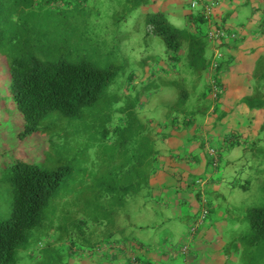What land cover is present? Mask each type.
<instances>
[{"label":"rangeland","instance_id":"374dc122","mask_svg":"<svg viewBox=\"0 0 264 264\" xmlns=\"http://www.w3.org/2000/svg\"><path fill=\"white\" fill-rule=\"evenodd\" d=\"M143 1L90 0L69 9L68 27L74 30V43L80 38L83 41L76 46L81 52H66L73 55L70 61H94L101 68L117 67L119 73L96 103L81 107L79 116L67 117L53 111L44 118L39 131L31 135L24 133V118L5 85L4 55L0 52L1 214L6 218L11 215L12 184L7 170L12 163L21 160L48 170H67L55 200L44 211L42 230L50 233L62 214L68 225L75 228L70 230L75 233L74 240L60 243L56 251H52L55 256L59 255L58 261L45 256L47 248L43 250L38 245V240L45 241V238L39 229L35 230L33 244L20 253L18 264H191L188 255L197 253L181 208H176V212L171 205L166 210L155 207L159 199L152 191L160 192L155 176L157 169L176 166L175 161L166 166V152L177 158L155 133L161 127L163 131L170 115H178L179 122L183 123L184 111L195 106L201 110L210 105L209 82L202 63L190 64L196 61L194 50L183 49L186 53L179 56V64L170 59L174 51L167 49L165 40L154 34L147 24L146 16L153 10L152 4L133 8ZM169 1L174 4L175 0ZM226 1L224 4L228 7L231 0ZM227 20L233 25L239 23L238 18L229 15ZM171 21L184 28L178 16ZM259 40L258 44L262 45L264 38ZM202 57L206 62L209 59L208 54L199 60ZM255 57L238 58L237 69L230 74L237 81L224 80L225 100L221 109L225 105L233 114L228 123L225 120L216 128L224 130L227 137L217 132L212 139L218 143L215 148L212 140L211 149L207 144L201 146L204 139L213 134L204 132L206 121H211L210 113L202 122L197 120L193 128L195 146L193 142L185 149L192 148L191 158L197 155L202 162L193 177L203 185L206 183L202 180L207 182L203 190L212 213L206 225L212 222L213 244L216 239H220V247L227 239L232 242L229 243L233 247L231 253L237 259L230 264H264V240L253 238L250 222L251 211L264 208V105L252 110L254 105L251 108L247 103L242 104L243 99L254 96L257 87L254 76L250 78ZM182 77L193 82L186 81L189 86L174 82ZM232 85L236 88L230 87ZM183 90L188 94L185 101L179 97ZM240 95L245 98L237 106L229 104L231 98ZM225 124H229L226 126L229 131L222 128ZM234 124L239 131H245L240 138L244 143L231 148L227 139L239 134H232ZM207 126L210 125H206V130ZM167 142L172 144L173 141ZM202 148L214 152L210 168L206 166L208 158ZM211 178L219 185L211 187ZM147 183L150 185L146 189ZM105 191L108 193L104 194ZM170 193L171 190L164 191L162 197ZM54 203L56 214L53 216ZM193 206L191 215L198 207L197 203ZM82 219L86 220V226L80 225ZM51 234L57 236L54 232ZM47 241L53 242L51 238ZM63 244L67 246L62 249ZM88 247H93L91 257L87 254ZM112 249L124 252L115 262L106 260Z\"/></svg>","mask_w":264,"mask_h":264},{"label":"trees","instance_id":"16d2710c","mask_svg":"<svg viewBox=\"0 0 264 264\" xmlns=\"http://www.w3.org/2000/svg\"><path fill=\"white\" fill-rule=\"evenodd\" d=\"M89 1L0 0V52L4 55V57L2 56L3 64L6 71H9L10 77L6 87H9L12 102L24 118V133L27 135L39 131L44 118L53 111H59L67 117L79 116L81 107L96 103L119 73L117 67L101 68L94 61L71 62L70 59L73 55L66 54V52H81L76 50V46H80L83 42L80 38L74 43V30L68 27L69 9L75 6L80 7ZM170 2L169 0H144L142 5H140L141 3L138 5L137 2L136 7L133 8L152 4L153 10L146 16L147 24L152 28L154 34L165 40L167 49L174 51L175 55L170 59L175 64H179V56L186 53L183 52V49L195 51L193 58L196 61H192L190 64L202 63L204 66L203 71L209 82L211 96L209 106L205 105L201 110L195 106V108L184 111L183 123L179 122L178 115H173V117L170 115L167 117L163 131L161 132L163 127L156 130L155 135L160 136L167 145L169 144L168 140H174L173 146L176 148H171L169 152L177 158L174 159L173 156L166 155L164 157L166 166L170 162H176V166L170 165L166 169L168 177L172 178L173 175L177 176V171L178 177H181L179 170H181L182 164L189 163L187 157H191L192 152L179 148L182 146L188 148L189 143H196L193 128L197 126V120L202 122L210 113L211 117L209 118L211 121L213 120L210 123L211 128L214 129L212 137H206L201 143L202 147H205V144L209 147V142L214 139L216 127L223 119L227 122L230 121L233 110L226 112L221 109V104L226 86L224 77L232 72V67L237 64V56L231 51L237 49L238 44L245 43L248 38L251 40L264 38V0H231L228 7H225L224 4L228 2L226 0L223 2L221 0H202L195 7L192 6L191 0H175L174 4H170ZM221 10H224L222 14H220ZM228 15L238 18L239 23L237 25L229 23ZM176 16L181 21L183 20V29L171 21L172 17ZM211 32H219L216 40L210 39ZM214 46L219 49L222 57L215 55ZM256 51L258 54L255 57V67L250 78L254 76L257 87L252 98L242 100V104L247 103L251 105V108L254 105L252 110L261 109L264 105V45L256 48ZM182 52L183 55H181ZM251 52H254V48L247 49L242 54L244 57L248 55L251 58ZM204 54L209 56L207 62L205 57L199 60V57ZM212 61L217 62L215 68L211 66ZM194 78L197 79L196 76ZM186 81L190 80L187 77H182L174 82H181L184 86H189ZM213 93L216 95L213 96ZM187 96L186 91L179 92L181 101ZM237 131H239V127L234 124L232 134L234 135V132L239 134L227 139L231 148L240 147L244 143L240 138L243 137L242 133L245 131ZM182 136H185L187 141H184ZM211 143L214 148L218 144L214 140ZM160 149L156 150L155 155ZM209 149L211 148L209 147ZM202 150L208 158L206 166L210 168L212 166L210 160L214 152L210 153L209 150L207 152L203 148ZM195 158H198L197 155ZM199 161L201 164L202 162L198 158V163ZM7 171L12 184V208L9 218H6L3 213L1 214L0 210V264H18L20 253L29 249L27 245L33 244L31 243L32 235L37 229L43 233L42 236L45 238V241L38 240L39 247L43 250L47 248L45 256L58 261L59 255L55 256L52 251L55 252L60 243L74 240L75 233H72L75 230L72 228L74 225H68L64 214L56 221L57 226L53 224L56 227L50 230V233L46 229L43 232L42 225L44 211L55 200L56 191L67 170H48L36 163L17 160L11 164ZM202 181L207 184L206 180ZM209 182H211L209 184L211 187L215 184L219 185L214 182L213 178ZM206 184L201 185L199 179L195 181L192 173L190 177H187V180H184L183 188L180 190L187 197L182 199L179 204L171 202L168 206L171 205L173 210L181 208V213L186 218L184 223L188 224L190 234H192V242L196 243L198 256L202 255L207 258L206 261H213L211 264L229 262L235 257L231 253L232 245L229 246V243L232 242L227 239L222 244L224 246L220 247V239H216L217 242L212 245V240L215 239V236L210 232L212 222L209 223L210 226L206 225L207 220H210L209 214L212 213L211 208L206 205V194L203 190ZM149 185V183L146 184V189ZM178 192L179 189L176 193L178 194ZM106 193L108 192L105 191L104 194ZM195 203L198 207L196 213L191 215ZM51 210H53L54 216L56 214L55 203ZM250 222L254 230L253 238L256 241L264 240V208L252 210ZM75 225L78 226V224ZM80 225L86 226V220L82 219ZM70 230L72 231L70 232ZM52 232L57 236L52 237ZM47 238H51L53 242L47 241ZM84 241L86 242L87 239ZM65 246L67 244H63L62 249ZM71 247L73 246L71 245ZM29 253L31 254L32 251ZM88 253L90 257L93 255V247H88ZM123 253H119L118 249L117 251L112 249L111 255H106V260L115 262ZM217 261L219 263H216Z\"/></svg>","mask_w":264,"mask_h":264},{"label":"crops","instance_id":"0c3cea01","mask_svg":"<svg viewBox=\"0 0 264 264\" xmlns=\"http://www.w3.org/2000/svg\"><path fill=\"white\" fill-rule=\"evenodd\" d=\"M226 10V9H225ZM224 10H221L220 11V14L223 13ZM260 42V40H251L250 38L247 39V41L243 44H238L236 47L237 49L235 50H232L231 52H233L234 54H236L237 58L236 60L239 58H243L244 54H242V52H245L247 49L248 50H252L254 48V52H251V54H253V56H256L257 57V52H255L256 48H260L262 45H264V40L262 41V45H259L258 43ZM252 56V57H253ZM245 57H248L245 56ZM251 57V58H252ZM233 69H237V67L233 66L232 67ZM233 69H232V72H233ZM232 72H230L229 74L226 75V77H224V80H227L229 82H232V81H237V78L234 76L232 77V75H230ZM231 85V84H230ZM234 85L230 86V87H233ZM233 88H236V87H233ZM235 90V89H234ZM236 91V90H235ZM243 98H245L244 96L240 95L238 98L236 99H230L228 102L229 104H234V107L238 104V102L240 100H242ZM224 99V98H223ZM229 99V98H228ZM225 100V99H224ZM223 110L226 111V112H230L228 107L224 105L223 107ZM232 114V113H231ZM239 117V115H238ZM240 118V117H239ZM211 120V119H210ZM213 121V120H212ZM223 121H225L223 119ZM222 121V122H223ZM209 122V124H208ZM210 122L211 121H206L207 124L204 125V132H214L211 128V126H207V130L205 129L206 128V125H210ZM225 123H228L227 120L225 121ZM229 124H225L224 127H222L223 129L229 131V127L227 128L226 126H228ZM217 129V128H216ZM215 134H214V137H216V134L217 132H220V133H223V138L226 137L225 135V131L222 130V129H217L215 130ZM184 138V141H187V138L185 139V136H182ZM171 141H174V140H171ZM173 144V142H172ZM171 143H169L167 146L169 149L172 148H176L175 146H172ZM189 145H191V143H189ZM188 145V146H189ZM195 146V143L193 144ZM185 147V146H184ZM186 147L183 148L182 150L185 151ZM193 149L192 148H189V152H191ZM166 156H169L168 153L166 152ZM187 162H189L188 164H182V167H181V170H179V174L181 175V177H178V171H177V176L176 175H173L174 177L170 178L168 177V174L166 172V169L165 168H158L157 173L155 174V176L158 177V182H157V185H159V188H160V192L156 190L153 191V194L159 199V202L157 201L155 207H157L158 209H162V210H166L169 206L168 204H170L171 202H175L176 204H179V202L183 199H185L187 196H185V194L181 193L180 190L181 188H183V182L184 180H187V175L188 174H192L193 172L196 171V169H198V167L201 166L200 164V161L198 163V158H191V157H187ZM198 165V166H197ZM151 180V179H150ZM156 185V184H154ZM153 185V186H154ZM217 184H215L216 186ZM214 187V186H213ZM179 189V192L178 194L176 193ZM167 190H171V193L169 195H167V197H162L163 195V192L164 191H167ZM184 197V198H183ZM164 199V200H163ZM167 202V203H166ZM177 212V211H176ZM171 222V221H169ZM213 241V240H212ZM214 245V244H212ZM200 255V253H198ZM190 256V263L191 264H211L213 261L209 260V261H206L207 258L203 257L202 255L198 256L196 253H192V254H189L188 257ZM198 256V257H197ZM214 256V255H213ZM237 258L234 257V260H236ZM230 260V259H229ZM233 259H231V261H227V262H224L222 264H230V263H235V261H232ZM216 263H219V261H217ZM221 264V263H220Z\"/></svg>","mask_w":264,"mask_h":264},{"label":"built area","instance_id":"2783aa9c","mask_svg":"<svg viewBox=\"0 0 264 264\" xmlns=\"http://www.w3.org/2000/svg\"><path fill=\"white\" fill-rule=\"evenodd\" d=\"M199 2H202V0H191V4H192L193 7L197 6ZM218 35H219V32H217V33L211 32L209 37L213 41V40H216V38H218ZM213 51L215 52V55L217 57H222V54L220 53V51H219V49L217 47H214ZM214 59H215V56H214ZM211 66L213 68H215L217 66V62L216 61H212ZM215 95H216V93H213V96H215Z\"/></svg>","mask_w":264,"mask_h":264},{"label":"clouds","instance_id":"9594fccd","mask_svg":"<svg viewBox=\"0 0 264 264\" xmlns=\"http://www.w3.org/2000/svg\"><path fill=\"white\" fill-rule=\"evenodd\" d=\"M214 47H216V46H214ZM6 77H7V82L6 83H8L10 77H9V73L7 71H6ZM6 83H5V85H6ZM201 185H203V184H201Z\"/></svg>","mask_w":264,"mask_h":264}]
</instances>
